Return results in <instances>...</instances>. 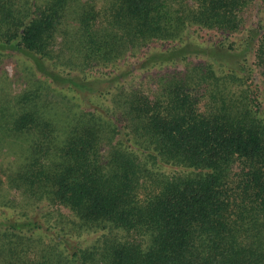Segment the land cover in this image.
<instances>
[{
    "label": "trees",
    "instance_id": "16d2710c",
    "mask_svg": "<svg viewBox=\"0 0 264 264\" xmlns=\"http://www.w3.org/2000/svg\"><path fill=\"white\" fill-rule=\"evenodd\" d=\"M0 264H264V0H0Z\"/></svg>",
    "mask_w": 264,
    "mask_h": 264
},
{
    "label": "rangeland",
    "instance_id": "374dc122",
    "mask_svg": "<svg viewBox=\"0 0 264 264\" xmlns=\"http://www.w3.org/2000/svg\"><path fill=\"white\" fill-rule=\"evenodd\" d=\"M15 60H11L10 62H6V64H4V68H5V72H7L9 74V78L11 79V83H13V85L11 86L12 92L15 93H20L23 91L24 86L23 84L27 83L26 81L31 79L32 77V72L31 74H27V73H22L20 75L17 74V71H19V66L24 64V61L22 59H16L15 62H13ZM21 67V66H20ZM17 69V70H16ZM21 72V71H19Z\"/></svg>",
    "mask_w": 264,
    "mask_h": 264
}]
</instances>
